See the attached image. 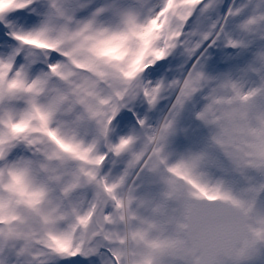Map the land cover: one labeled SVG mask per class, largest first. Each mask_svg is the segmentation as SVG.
Listing matches in <instances>:
<instances>
[{
    "label": "snow or ice",
    "instance_id": "obj_1",
    "mask_svg": "<svg viewBox=\"0 0 264 264\" xmlns=\"http://www.w3.org/2000/svg\"><path fill=\"white\" fill-rule=\"evenodd\" d=\"M174 226L264 264V0H0V264H177Z\"/></svg>",
    "mask_w": 264,
    "mask_h": 264
},
{
    "label": "water",
    "instance_id": "obj_2",
    "mask_svg": "<svg viewBox=\"0 0 264 264\" xmlns=\"http://www.w3.org/2000/svg\"><path fill=\"white\" fill-rule=\"evenodd\" d=\"M204 206H210L214 208L223 207L221 201H216L214 203H209L208 201L203 202ZM186 223V220L183 219V224ZM183 239L186 244V256L190 264H197L204 256L208 255L203 246L200 245L197 238L191 234L188 230H183ZM220 246L215 248L214 254L212 255V260H219L223 253V241L217 242Z\"/></svg>",
    "mask_w": 264,
    "mask_h": 264
},
{
    "label": "rangeland",
    "instance_id": "obj_3",
    "mask_svg": "<svg viewBox=\"0 0 264 264\" xmlns=\"http://www.w3.org/2000/svg\"><path fill=\"white\" fill-rule=\"evenodd\" d=\"M164 104L165 102H161V108H164ZM164 111L166 112L167 109L164 108ZM159 115H162V113H160ZM185 124L191 123L192 126L195 128L196 125L199 123L198 121H190L188 119H186L184 121ZM175 217H176V221L178 224H183V218H182V214L181 212H177L175 213ZM166 239H171V240H175L178 244L176 253H175V259L177 260V264H185V261L188 262L187 256H186V244L184 242L183 239V230H178L175 226L173 228L170 229L169 231V236L166 237ZM188 264H190L188 262Z\"/></svg>",
    "mask_w": 264,
    "mask_h": 264
}]
</instances>
